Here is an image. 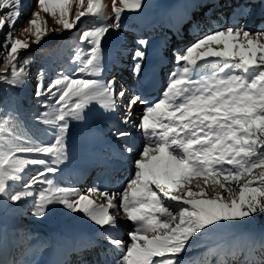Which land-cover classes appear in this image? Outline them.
Here are the masks:
<instances>
[{
  "label": "snow or ice",
  "instance_id": "snow-or-ice-1",
  "mask_svg": "<svg viewBox=\"0 0 264 264\" xmlns=\"http://www.w3.org/2000/svg\"><path fill=\"white\" fill-rule=\"evenodd\" d=\"M67 3L68 0H36L37 8L43 12L55 15L58 8V23L71 29L85 12H78L70 23L64 18ZM233 3L240 19L250 17L257 8L264 9V0ZM120 4L121 7H115L114 0L112 24L82 33L81 40L92 46L91 57L81 63L77 73L100 76L102 37L110 29L119 30L124 9L142 8V0H120ZM5 9L7 12L0 15V30L7 26L9 31L5 36L7 52L0 65V83L23 87L28 72L24 67L17 71V54L30 45L13 40L11 31L21 15L22 0H0V10ZM87 12L101 14L98 0H88ZM33 16L30 23L35 26L38 43L40 12L34 11ZM136 44L132 75L139 84L144 79L149 41L140 38ZM172 55L177 67L170 72L161 98L152 103L124 84L117 86L114 78L82 79L62 73L47 84L37 80L35 96L46 110L38 113L35 120L50 126L48 134L53 142L46 146L17 138L5 150L3 132L7 122H0V201L16 204L33 197L34 185L46 184L48 187L39 191L32 215L44 218L55 204L71 213L84 214L109 233L105 241L120 253V264H182V254L191 246L189 240L195 234L216 231L223 226L221 222L243 223L246 218L264 213V171L253 175L254 169H264V29L254 33L237 22L199 37L183 54L174 49ZM208 58L218 61L210 71ZM23 63L27 66L29 61L25 59ZM9 69L10 77L6 75ZM237 70L240 74H236ZM41 97L47 99L40 100ZM93 101L106 115L120 114L124 127L117 128L112 135L121 141L124 153L135 157L133 177L122 193L89 190L106 199L107 204H97L87 195L55 186L53 179L48 178L69 158L66 136L70 122L86 121V110ZM141 107L142 114H137ZM134 131L146 138L139 151L133 145ZM19 154H49L50 159L21 158ZM29 165L42 168L23 182L20 190H15V184L10 182L21 181V174ZM194 180L199 191L192 190ZM232 183L238 185V192L229 186ZM205 187H211L215 196L207 197ZM218 189H224L227 196L222 197ZM121 208L135 225L134 231L127 234V242L111 234L119 224L109 210L118 212Z\"/></svg>",
  "mask_w": 264,
  "mask_h": 264
},
{
  "label": "rangeland",
  "instance_id": "rangeland-1",
  "mask_svg": "<svg viewBox=\"0 0 264 264\" xmlns=\"http://www.w3.org/2000/svg\"><path fill=\"white\" fill-rule=\"evenodd\" d=\"M94 1H95V3L97 2V0H94ZM153 1L154 0H142V8L141 9H139V10L124 9L122 11L121 19H123L125 17L124 12H126V10H129L130 12H132V15L135 12L138 13L139 19L134 18L133 21H130V22L128 21V22L121 24V27L119 28V30H111L110 29L109 33H107L104 37H102L101 44H105L107 42H112L115 46L110 47V48H106V49H103V48L108 47V46H102L101 47V49H100V56H101L100 62L102 64L101 75L100 76H94L91 72H88V74L90 75L88 79L107 81V80H112L114 78L116 80L117 86L124 84L123 82H121L119 80V77H120L119 75H121V77H123V75H124L122 73L118 72L119 75L114 77L112 75L116 74V73H114L116 71H113L112 73H110L109 76H107L109 73H108V65L106 62H107V59L109 56L106 55V53L104 51L111 52V53L121 52L123 54V56H125V57L126 56L132 57L135 49L138 47L136 42H134V40H137L135 38L145 37L147 40H151V38H155L152 36V34L149 33L151 21L147 22L145 20V19H151V12L149 10V6L151 5V2H153ZM189 1H190V3L194 2V0H163L162 3L153 10L154 14H155V16L153 14V17H155L159 21V26H160V28L158 30L159 36L163 34L162 31L164 29V26L162 28L160 22L162 24H164L165 21L172 20V12H174V13H176L177 11L180 13L183 12V10L186 9L185 5H188ZM200 1H203V0H200ZM111 2H112V4H114V0H98V3L100 5V13L101 14L93 15L92 13L87 12V3L88 2H85V0H68V3L65 5V8L67 9V14L64 17L65 19H67L71 23V22L75 21L76 14L78 12H81V11L85 12V15L83 17H81L79 22L74 24L73 28L65 29L62 24L58 23L59 19L61 18L60 17V11L58 8L56 10L55 15H53L51 13H46V12H43L40 9H38L36 6V0H24V1H22L23 7H22L21 11H23L25 8H26V10L24 12V15L20 19L21 21L17 24V26L15 28H13L11 30L12 31V39L13 40L14 39H20L22 41H25V42L29 43L30 47L28 49L18 50L17 55L19 56L21 54H26V53H28V51H30L33 48V46L34 47H36V46L40 47L43 44H45L46 42L51 41L53 39L54 40L52 41V44H54L55 41H57L60 38H67L73 32L80 30L79 24L81 25L82 22H87V24L85 23V26L83 27V29L88 28V27L93 29L95 23H91V21H89V19L90 20L92 18L96 19L97 17L104 16L108 12H110L111 7H109V4ZM144 3H145V6H143ZM115 7H121L120 0H115ZM34 11L40 12V16L37 20V24L41 28V39L38 43L35 42V35H34L35 26L31 25V23H30V21L33 18H35L33 16ZM3 14L4 13L2 11H0V15H3ZM112 14H113L112 18H114V20H113V22H114L115 21L114 10H113ZM254 16H255V12L253 15L246 18L241 23V25L246 26L247 28L251 29L253 32H257V31L261 30L262 28L256 27L257 25L260 26V24L258 21H257L258 23L257 22L255 23L256 17H254ZM87 19H88V21H87ZM143 20L145 21L146 24H143V22H142ZM88 23H90V25H88ZM248 23H249V25H248ZM136 24H140L142 29L141 30L136 29L135 28V27H137ZM155 25H156V23H155ZM26 29H30V30L26 31ZM2 30H0V33H3V35H1V37H5L7 32L9 31V29L7 28V26H5V28ZM134 30L135 31L139 30V32L136 33V32H134ZM136 34H138V37H135ZM193 43H195V42L190 41V42L184 44L182 46V48H180V50H177L176 48H172L170 57H172L171 62L173 63V68L170 69L169 72H172L174 70V68L177 67L175 59L172 55V51L175 49L178 52H180L181 54H183L186 47L189 46L190 44H193ZM83 56L86 57L85 58L86 60L88 58H90L91 57V50L87 54L80 55L81 59ZM199 63L204 64L205 62L201 61ZM131 67H133V64L131 65ZM130 69L131 68H129L128 71L131 74ZM28 74L30 76L31 82L34 84V85L32 84L33 85L32 88L34 91L35 86H36V82H37V80H39V78L38 77L36 78L35 77L36 75L34 73L28 72ZM157 75H158V72H157ZM129 76L133 77L132 74ZM124 78L129 79L128 76H126ZM165 82H168V79L165 80ZM125 85H126V82H125ZM132 87L133 86H131L130 89ZM146 87H148V85L141 86V87L139 86L138 88L141 90H144ZM22 89H23V87H19V90H22ZM9 95L10 96L13 95L12 90H9ZM34 97H35V93H33V92L30 93L29 99L32 100ZM158 98H161V94H159L158 96L155 97V99H158ZM86 111H87L86 121H84L82 123L81 122H75V121L70 122L69 131H68L67 136H66V151H67L69 158L67 161H65L64 163L59 165V168H60L59 171L64 173V172L71 170L73 173V176H74L73 177L74 180L76 179L75 184H76L78 190L80 191L81 195L89 196V198L93 199L97 204H107V200L105 199L102 201V199H101L102 197L98 193H96L94 191H89L90 189H94V187H92L93 182H91V177H89V172L91 171V168L93 166L97 167L100 164H97V165L92 164L90 158H83V157H80L79 155L88 153V150H84V146L96 147V145L94 144L95 140H93L92 138H94L98 133L103 134L106 131V129L109 128L110 126L112 127V130L107 129V136L108 135L111 136V133H113V131H114L113 130L114 126L112 124L107 126V123H110L112 120H110V115H106L103 113L102 109H100V107L98 105V102L93 101L89 105V108ZM136 111H137V114H142L143 107L141 109L138 108ZM106 120H109V121L107 122ZM133 137H135V138L139 137L140 141H141V138H143L144 136L141 132H136V133H133ZM110 139H111V137H108V140H110ZM145 142H146V138L144 137V140H142L140 145L138 144V146H140L142 149ZM3 143L5 145V150H7L8 145L5 142H3ZM138 146H136V149H138ZM106 153L107 154L108 153L113 154V151H110L109 148H107ZM48 157H50L49 154H48ZM130 157L131 158L127 162L126 161L125 162L127 163V165H129V163L132 165L131 170H127V169H126L127 171L125 170V175L122 176V180L124 177L126 179H131L133 177L134 170H133L132 161L135 157L134 156H130ZM226 167H230V166L226 165ZM261 171H264V169H257L255 172H253V175L258 174ZM58 173L59 172H57L56 174H58ZM55 175L54 176L52 175L54 181L57 180L56 179L57 177ZM251 178L252 177H249V179H251ZM10 183H13V182H10ZM127 183H128L127 181L125 182L123 180L121 182L120 187H117L115 189V190H117V189L118 190L115 191L114 193H122V191L124 190ZM195 183H196V181L194 180L192 183V186H191L192 190L193 191H199V189L195 188ZM122 184H124L125 186L123 185V187H122ZM229 186L235 188L238 192V190H239L238 185H236L235 183H232ZM75 187H67V188L73 189ZM103 190L104 189H102L101 191H103ZM218 191L220 192L222 197L227 196V192H225L224 189H218ZM107 192L109 194H112V193H110L109 190ZM205 192H206V196L209 198L215 196V193L211 190V187H205ZM114 202L117 203V205L119 206V203H120L119 200H116ZM25 209H26L25 206H17L13 203H10V202L5 203V202L0 201V242H1V238L5 237V235H8L10 230L13 227H15V226H27V223L20 225V221L23 220L21 213H23V211ZM47 214L49 216L54 215V212H53L51 207H50V210L47 212ZM109 214L115 216L117 221H118V224H119V227L112 233L114 235L118 236L119 238H122L123 240H125L127 242L128 241V235L127 234L131 231H134V228H135L134 223L129 222L127 220L126 213L123 212L122 208L119 209L118 212L116 209H110ZM78 217L80 219V222L78 224H76L77 226H74V224L69 223L68 225L62 226V227H63V231H67L68 234H70L74 238H80V239L82 238L83 242L79 243V245H77V247H74L70 251H67V245H65L63 252H62V250L55 252V254L57 253L58 258H59L58 264H75V263L78 264L79 262H78V259L76 258L77 254L87 253V257H89L90 250L92 252H91V256L89 259L92 260V264H100L99 259H98V254H101V256H102V253L105 254L104 256H102V259L104 260L103 264H105V262H107V264H120V259H119L120 253H117L114 249L110 248L109 245L106 242L104 243L103 240L97 239V233H98L97 231H99V229H101L100 226L95 225L94 222L90 221L82 213H79ZM41 219L42 218H40L38 220L40 222H42ZM59 222H61V220H58V223ZM221 223L223 226L221 228H219L218 230L221 231V230H223V227H224L228 230V232L221 234L220 238L218 239V241H216L215 245L220 244L219 245L220 250L225 251L224 247L227 246V243L230 239L233 241H236L237 245L242 244L241 239L246 237V235H244L246 232L234 230L231 221L221 222ZM261 227H263V226H261ZM249 231L250 232H248L247 234L249 235L250 239L252 240V238L254 236V232H253V230H249ZM107 233L108 232L104 231V234L108 235ZM218 234H219V232H217V231H213L211 233L205 232V235H208L207 237H209V238H211L213 236H218ZM193 245L196 247L193 249L188 248L189 251L186 250V252H184L182 254V264H200L203 258H206V261L210 264H249L252 261L258 260L257 257H255V258L247 257L245 259L242 258L241 260H235L232 253L227 254L224 257H220L219 255L218 256L214 255L212 252L213 251L212 248H214L215 246H211L210 244H202V243L201 244L193 243ZM0 246H1V244H0ZM13 251H15V250L13 249ZM43 257L45 259L48 258V253H45V254L40 253V254L36 255L31 260V262L29 264H40L42 262ZM71 257L74 258L73 261L70 259ZM199 257H200V260L198 261V263H195L194 261L191 262L193 259L197 260ZM154 259L159 260V258H154ZM53 260H55V259L53 258ZM227 261H228V263H227ZM0 262H2V264H6L3 261L2 257H0ZM10 264H14V259H12V257L10 260Z\"/></svg>",
  "mask_w": 264,
  "mask_h": 264
},
{
  "label": "trees",
  "instance_id": "trees-1",
  "mask_svg": "<svg viewBox=\"0 0 264 264\" xmlns=\"http://www.w3.org/2000/svg\"><path fill=\"white\" fill-rule=\"evenodd\" d=\"M162 1L163 0H154L151 2V5L149 6L151 19H145L147 22L151 21L149 33L155 38L159 36L158 30L160 26L159 21L153 17V10L158 7ZM85 2H88V0H85ZM93 2L95 3L94 0ZM113 5L114 4H112V2L109 4L111 10L106 15L99 16L96 19H89L91 23H95L94 27L103 26L104 24H112L114 20V18H112ZM143 6H145V3ZM25 10L26 8L21 11V15L17 19L14 28L21 21L20 19L24 15ZM0 11L5 14L7 9ZM124 13L125 17L120 20V25L128 21H133L134 18H139L138 13L136 12L132 15V12L126 10ZM104 17H106V19ZM142 22L143 24H146L144 20ZM85 23L87 24V22H82L81 25L79 24L80 30L73 32L67 38H60L55 41V43L53 42L54 44H52V41L54 40L53 39L40 47L33 46V48L28 51V53L19 55L17 60V71H19L21 67H24L26 72L34 73L36 75L35 77H38L39 80L44 84H47L52 79L57 78L62 73L73 78L88 79L90 76L88 72L77 73V69L81 66V63L86 60L85 56H83L81 59L80 55L87 54L90 52L92 47L87 43V41L81 40L82 33L86 30L92 29L90 27L83 29ZM88 25H90V23H88ZM1 35H3V33H0V65L3 64L7 52V49L4 46L5 37H1ZM102 46H108L105 48H110L114 47L115 45L112 42H107L105 44H101V47ZM25 59L29 61L27 66H25L23 63ZM6 75L10 77V69ZM32 84L33 83L31 82L29 74L22 90H19V87H10L8 83H0V102H3L0 103V122H7L3 132V142H5L7 145L10 141H17V138H27L30 142L41 143L46 146L53 142V138L48 134V128L50 126L37 123L35 120V116L46 109L41 107V104L37 100L36 96L32 100L29 99L30 93H35V90L33 91L32 88L34 84ZM9 90L13 91V95H9ZM46 99L47 97L40 98V100ZM19 155L21 158L27 157L41 158L45 160L50 159L48 154ZM41 168L42 166L39 165L27 166L25 173L21 174L23 179L21 181L13 182L15 184V190H20V185L31 176H34L36 171L40 170ZM257 169L261 168H256L253 170V172H255ZM58 172L59 173L55 175L57 177L56 181H54L52 177L53 174H48V178L53 179V184L55 186L66 188L76 186V179L74 180L71 170L64 173L60 171ZM46 187H48L46 184L37 183L32 189L34 192L33 197L25 198L24 200L15 204L17 206L26 207L23 213H21L23 220L20 221V225L27 223V226H15L10 230L8 235H5V237L1 238L0 256L3 257V261L6 264H10L11 257L14 259V264H29L31 260L40 253H48V258L45 259L43 257L40 264H56L59 258L55 252L59 250H62L63 252L65 245H67L68 250H72L74 247H77L79 243H82V239L72 237L67 231H63L62 227L68 225L69 223L77 226L76 224L80 222L78 217L80 212L71 213L70 211L65 210L62 206L55 204L50 206L54 212V215L49 216L46 214V216L41 219L42 222L34 218L32 215L39 191ZM73 190L75 193L80 194L77 186L73 188ZM58 220H61L62 223H58ZM231 223L234 230L246 232L244 234L246 237L241 239L242 244L237 245L236 241L230 239L227 243V246L224 247L225 251L220 250V244L215 245V243L218 241L221 234L228 232V230L223 227V230L221 231L218 229L216 230L219 232L218 236H213L211 238L207 237L208 235H205V232L204 234H195L190 238L189 244L191 246L188 248H195L196 246H194L193 243L210 244L211 246H215L212 248L214 255L224 257L226 254L232 253L235 260L259 256L264 252V213H257L251 219L246 218L245 222L243 223L239 221H231ZM249 230H253L254 232L252 240L247 234L250 232ZM105 236L106 234H104V230H101L97 233V239L103 240L104 243L106 242ZM188 248L187 250L189 251ZM13 249L15 251H13ZM104 255L105 254L102 253V256ZM53 258L55 260H53ZM199 260L200 257L197 260L193 259L191 262L194 261L195 263H198ZM102 262H104V260ZM200 264L210 263L206 261V258H203Z\"/></svg>",
  "mask_w": 264,
  "mask_h": 264
},
{
  "label": "bare ground",
  "instance_id": "bare-ground-1",
  "mask_svg": "<svg viewBox=\"0 0 264 264\" xmlns=\"http://www.w3.org/2000/svg\"><path fill=\"white\" fill-rule=\"evenodd\" d=\"M183 2V1H182ZM184 3V2H183ZM245 20V19H244ZM255 23H256V21H255ZM254 24V23H253ZM248 25H249V23H248ZM256 27H259V28H262V29H264V27H260V26H256ZM136 29H138V24H137V27H135ZM223 28H227V27H223ZM255 33V32H254ZM169 48V49H168ZM166 50H165V54H171V48H172V46L171 47H168ZM156 49H154L153 51H155ZM127 62H130V61H128L127 60ZM208 62V65H209V67H211V65L212 64H215V63H217V61H215V60H211V61H207ZM161 68V67H160ZM163 68V67H162ZM173 68V63L170 61V64H168V65H166L165 66V70H166V72L167 73H165V74H167V75H164V76H161V77H158V76H156L155 74H156V67L155 68H152L153 69V71H152V79L155 77V79H154V81L153 82H149L148 80H142L139 84H138V82H137V80H136V78L133 76V77H130V76H128L129 77V79L128 78H124V77H119V80L121 81V79H123V80H125V82H126V85H127V87H131L132 85H134V84H137V85H146V84H150V87H151V85H156L157 84V80L156 79H159L160 81H162V79H163V81L161 82V85L157 88V89H155V90H153V88H151L150 89V91L149 90H147V91H145V92H143V93H140L136 88H133V90H134V92H135V94H142V95H144L145 97H146V99L150 102V103H152V102H156L158 99H155V97L156 96H158L159 94H161L162 93V91L165 89V86H166V82H165V80L168 78V72L170 71V69H172ZM122 74H124V73H122ZM110 74H108L107 76H109ZM117 75H119V73L118 74H116V75H114V77H116ZM119 76H121V75H119ZM126 77V76H125ZM142 108V107H141ZM141 108H139V109H141ZM107 122L109 121V120H106ZM113 122L114 123H119V126L121 127L122 126V128L124 127V125H122L121 123H120V114L119 113H117L116 114V117H114V119L110 122V123H107V126L108 125H110V124H112L113 125ZM106 127V126H105ZM111 128V129H110ZM108 130H112V127L110 126L109 128H107ZM107 129H106V134H107ZM113 130L115 131V128H113ZM109 133V132H108ZM111 133V132H110ZM134 133H136V131H134ZM111 135H112V133H111ZM110 136V135H109ZM113 137V136H112ZM142 140H144V138H141V141ZM141 141L138 143L139 145H140V143H141ZM118 147H121L122 148V146H121V141H117V144H116ZM141 149V147L140 146H138V149H137V151H139ZM122 152H123V149H122ZM123 155H124V157H123V159H124V161H128L131 157L128 155V154H126V153H124L123 152ZM100 164V163H99ZM127 168H125L124 166H122L120 169H119V172L118 173H120L121 174V178H122V176L123 175H125V170H126ZM106 170V168H104L101 164L99 165V166H97V167H95V166H93L92 168H91V171L89 172V177H94V178H97V177H99L98 175H99V173L100 172H103V171H105ZM127 170H131V169H127ZM126 170V171H127ZM98 174V175H97ZM88 177V178H89ZM123 180L126 182H129L130 181V179H126L125 177L123 178ZM123 180H121V182L123 181ZM121 182L119 183V185H111L109 188V191H110V193H114L115 191H117V190H115L117 187H120V185H121ZM123 185L124 184H122V187H123ZM125 186V185H124ZM97 189H100V190H102V189H104V187L101 185V186H99ZM120 189V188H119ZM119 192V191H118ZM102 199V201L103 200H105L103 197L101 198Z\"/></svg>",
  "mask_w": 264,
  "mask_h": 264
}]
</instances>
